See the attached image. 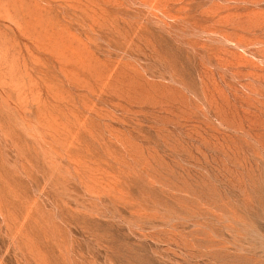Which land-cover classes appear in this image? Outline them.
<instances>
[{
    "label": "rangeland",
    "instance_id": "374dc122",
    "mask_svg": "<svg viewBox=\"0 0 264 264\" xmlns=\"http://www.w3.org/2000/svg\"><path fill=\"white\" fill-rule=\"evenodd\" d=\"M0 264H264V0H0Z\"/></svg>",
    "mask_w": 264,
    "mask_h": 264
}]
</instances>
